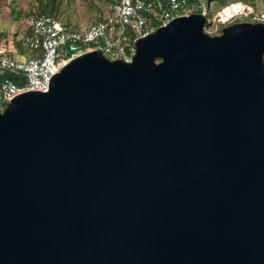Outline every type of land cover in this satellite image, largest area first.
Instances as JSON below:
<instances>
[{
	"label": "water",
	"instance_id": "1",
	"mask_svg": "<svg viewBox=\"0 0 264 264\" xmlns=\"http://www.w3.org/2000/svg\"><path fill=\"white\" fill-rule=\"evenodd\" d=\"M208 24L0 110V264H264V22Z\"/></svg>",
	"mask_w": 264,
	"mask_h": 264
},
{
	"label": "built area",
	"instance_id": "2",
	"mask_svg": "<svg viewBox=\"0 0 264 264\" xmlns=\"http://www.w3.org/2000/svg\"><path fill=\"white\" fill-rule=\"evenodd\" d=\"M236 5L237 12L219 21L247 13V6ZM198 8L197 3L189 0H118L107 7L100 20L85 29L72 28L48 14L28 18L30 37L26 45L31 57L15 59L12 56L18 54L15 47L0 41V76L14 73L24 80L22 85L7 77L0 82V110L26 92H47L54 76L87 52L100 51L108 60L132 62L139 39L178 17L196 13ZM202 14L207 17L206 11ZM259 20L264 22V13Z\"/></svg>",
	"mask_w": 264,
	"mask_h": 264
},
{
	"label": "rangeland",
	"instance_id": "3",
	"mask_svg": "<svg viewBox=\"0 0 264 264\" xmlns=\"http://www.w3.org/2000/svg\"><path fill=\"white\" fill-rule=\"evenodd\" d=\"M42 1L46 0H0V31L7 34L11 44L14 40H22L27 36L28 15L38 12ZM229 1H231L230 5L239 3L247 6V13L220 23L219 19L223 18L224 10L215 13L211 18V13L218 7L217 3L210 5L205 3V10L209 13L208 22L212 21L207 31L205 30L209 35H220L221 27L225 28L234 23L262 22L259 18L264 13V0H246V3ZM107 7L104 0H62L59 4L58 18L72 28L85 29L98 21L106 13ZM249 12H253L254 15L251 16Z\"/></svg>",
	"mask_w": 264,
	"mask_h": 264
},
{
	"label": "trees",
	"instance_id": "4",
	"mask_svg": "<svg viewBox=\"0 0 264 264\" xmlns=\"http://www.w3.org/2000/svg\"><path fill=\"white\" fill-rule=\"evenodd\" d=\"M118 0H104V2L109 6L115 2H117ZM190 2L193 3H197L198 4V10L196 13L202 14L204 13L205 10V3H208L209 5L212 3H217L216 9L211 13V18H213V16L215 15V13L225 10L226 8L234 5H230L231 1L229 0H189ZM62 2V0H46V1H42L40 4V8L38 12L29 14L28 17H33L39 13L42 14H48V15H52L54 17L58 18V13H59V4ZM233 2H243L246 3V0H233ZM239 4V3H236ZM251 16L254 15V13L252 12L250 14ZM207 17H209V13H207ZM102 18V16L98 19L100 20ZM212 20V19H211ZM212 21L209 22L208 25H206L205 30L207 31V28L211 25ZM221 23V22H220ZM223 27H221L219 29V34L222 33ZM30 37V33L27 31V36L22 39V40H14L13 43L11 44L8 41L7 38V34L3 31H0V41L4 42L7 46H14L16 51L18 52V54H12V56L15 59H21L22 57H26L29 58L31 57V52L29 50V48L26 45V42L28 40V38ZM10 78L12 80H14L15 82H17L18 84L22 85L24 83V80L21 78H18L14 73H8L6 74V76L2 77L0 76V82L5 79V78Z\"/></svg>",
	"mask_w": 264,
	"mask_h": 264
},
{
	"label": "bare ground",
	"instance_id": "5",
	"mask_svg": "<svg viewBox=\"0 0 264 264\" xmlns=\"http://www.w3.org/2000/svg\"><path fill=\"white\" fill-rule=\"evenodd\" d=\"M238 10H239V6L234 4L233 6H230V7L226 8L223 11V14H224L225 17H230L233 12H237Z\"/></svg>",
	"mask_w": 264,
	"mask_h": 264
}]
</instances>
